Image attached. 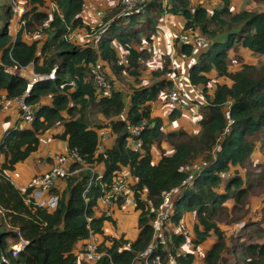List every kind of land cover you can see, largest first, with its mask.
Segmentation results:
<instances>
[{
    "label": "trees",
    "instance_id": "trees-1",
    "mask_svg": "<svg viewBox=\"0 0 264 264\" xmlns=\"http://www.w3.org/2000/svg\"><path fill=\"white\" fill-rule=\"evenodd\" d=\"M219 1L213 11L203 4L192 5L191 0H152L134 11L125 10L119 2L105 12L104 25L93 27L83 18L85 0H54L52 10L47 0H26L20 28L13 35L9 29L15 16L13 4L0 0V91L14 98L28 88L26 77L8 69L33 66L40 76L55 72L54 79L34 82L27 95L26 101L34 106L31 125L9 129L0 140L4 156L0 163V264H80L81 253L76 249L91 230L103 235L100 250L105 252L92 264H167L171 257L194 264V252L178 255L183 245L192 240L197 250L214 235L216 240L202 264H264V216L261 220L250 217L249 204L253 194H264V163L256 165L251 160L256 142L264 140V10L236 11L231 0ZM166 12L182 16L184 30L199 29L207 41L187 73L192 84L202 87L207 100L200 103L196 133L166 132L165 120L153 115L154 103L174 86L168 77L173 72L168 56L154 71L156 80L142 84L150 53L138 45L153 42L156 25ZM77 30L95 35L94 40L76 43L72 35ZM37 32L41 37L32 41L24 37ZM239 48L260 59L232 69L230 54ZM178 52L194 56L192 45L182 44ZM123 57L125 62L120 63ZM99 60L110 69L109 77H132L136 84L131 91L113 86L109 92L99 89L91 72ZM214 79L224 80L209 93ZM94 113L107 124H95ZM182 113L183 108L176 107L169 118L174 121ZM60 127L54 136L66 141L68 153L76 151L81 160L71 161L62 180L64 188L50 190L59 196L57 207L50 211L33 200L28 203L32 189L16 187L7 172L39 150L42 135ZM103 127L111 128L114 142L101 149ZM166 138L173 153H163L155 163L152 149ZM136 142H141L139 149L132 145ZM99 166L104 167L102 171ZM234 167L246 168L245 178ZM125 168L133 178L128 182L138 211L139 233L134 241L106 235L105 222L115 224V220L105 211L97 214L100 200L116 178L127 179ZM191 174L193 185H184ZM172 190L176 193L171 222L180 228L166 231L167 242L140 257L151 244L152 221L164 194ZM229 201H234L231 208L226 205ZM124 202L120 197L113 205ZM186 214L195 216L193 234L181 225ZM223 220L238 221L243 231L254 228L248 232L250 241L245 240V233L243 241L229 247ZM22 239L28 244L13 256L14 246Z\"/></svg>",
    "mask_w": 264,
    "mask_h": 264
},
{
    "label": "crops",
    "instance_id": "crops-1",
    "mask_svg": "<svg viewBox=\"0 0 264 264\" xmlns=\"http://www.w3.org/2000/svg\"><path fill=\"white\" fill-rule=\"evenodd\" d=\"M54 0H47V3L49 5V9L52 10L55 6ZM192 5H195V3H198L196 0H191ZM203 1H199V4L202 3ZM119 3V0H85V9L83 11V18L87 24L92 25L93 27H96L98 25H104L103 23V16L107 10L110 8H113ZM232 7L234 10L239 11L241 9H247L248 6H244L245 4H242V0H231ZM197 5V4H196ZM239 5V7L237 6ZM239 8V9H238ZM261 9V11H263ZM184 25H185V20L182 16L180 15H174V14H169V13H164L162 17L159 19V22L156 25L157 32L153 37V42L152 43H147L144 41L142 45H138L139 49L146 48L150 56L148 59L145 61L146 68L144 70V74L142 77V84L143 85H149L152 82L156 80L154 78L153 73L155 70L160 68L163 63L165 62L164 59L168 56L170 58L171 65L170 67L173 68L174 64H177L180 66L181 70L186 73L189 72L190 66L194 60V58H198L199 54L201 52H197L193 54L194 56L188 57L186 59H183L181 57V53L178 52L179 46L176 43V39L179 37V35L184 31ZM86 31L84 30H77L73 33L72 39L78 43V44H85L88 41H92L95 38V35H92L91 38H86ZM98 33V32H97ZM95 33V34H97ZM25 39L28 41H32L33 39H37L41 37V34L35 33L34 36L25 34ZM118 52L120 54L124 53L123 48L117 46ZM247 52H251L248 49H246ZM234 50L231 51L230 57H232V53ZM252 53V52H251ZM245 62H250V63H256L257 61H249L247 59L244 60ZM244 63V62H242ZM242 64L233 66L232 69H238L241 67ZM30 71V77L25 75L24 73L22 76L26 77L29 81L34 80L35 73L33 66L27 67ZM28 72V71H27ZM110 72V69H109ZM145 73H147V77H145ZM150 74H152L153 79H149L148 77H152ZM169 78L172 77V74L168 75ZM113 78H115L113 76ZM224 79H214V81L211 84L210 92L213 93L215 84L217 82H222ZM229 82V81H228ZM184 89L189 93V96L196 100L199 101L200 103H207L206 98L204 95H200L199 93L195 92V89L192 85H190L188 82H185L182 84ZM171 90V89H170ZM169 91H166L162 93L159 97V99L154 103L153 105V115L154 116H160L165 120V124L168 129L166 131L165 127L164 130L166 132L172 131V130H177V129H184L188 132L191 133H196L200 130L199 123L196 124L195 122H190L185 119H183L184 116V110L182 116L177 118L176 120L172 121L169 116L171 111L173 110L171 106L167 103V93ZM47 102L50 100L46 99ZM126 103H129V98L126 99ZM15 107V106H14ZM16 108V107H15ZM15 108H11L9 113L7 115L1 114L0 118L2 120H9L11 119V116H17V111ZM191 112V111H190ZM192 116V115H191ZM183 119L184 121H181L180 119ZM193 119L197 120L198 119L194 118ZM18 123V122H17ZM62 127L58 128L55 131H50L41 137V143L39 150L35 153H33L29 159H27L24 162H20L14 171H9L7 172L8 175L10 176L12 182L16 185L21 190H25L28 183L36 176L43 175L47 171H49L53 164L54 160L49 157V152H55V153H67L68 152V145L67 142L64 140H61L59 138H56L54 136V133L57 131H61ZM42 138L45 141V145L42 146ZM114 142V137H112L111 133L106 137L105 139L102 140V144L100 145V148L103 149V146L106 144H111ZM49 145V146H48ZM48 146V148H47ZM55 146V147H54ZM54 147V148H53ZM42 148V153L40 154V150ZM153 153V159L155 163H158L159 160L161 159L163 153L166 154H172L173 153V148L172 146L167 142L163 141L161 146H154L152 149ZM4 156L1 159V162L3 161ZM251 160L254 164H261L264 163V140H259L256 142L255 149L251 155ZM100 171L103 170V166L98 167ZM239 170L243 177L245 178L246 176V168L242 167H234L233 170ZM124 174H126L127 180L132 182L133 178L129 175V171L127 168L124 169ZM225 175V174H224ZM58 187L64 188L65 183L64 181H60L58 183ZM251 211H250V217H254V220H261L262 217L264 216V194L261 195H255L251 200ZM234 204V201H229L227 202L226 205H228L230 208ZM105 211L108 215L112 216V218L115 220V224L106 221L104 224V231L106 235H112L114 237H121L123 236L125 239L129 241H134L139 233V228H138V211L135 209V203L134 200L131 199L129 201H125L122 205L114 204L110 206H106L104 208L101 207V203H99V208L97 209V214L101 215V212ZM195 219V216L193 214H186L184 220L182 221V226H186V222L188 220ZM190 222V221H189ZM185 225V226H184ZM189 225V224H188ZM172 228H176L174 225ZM178 228V227H177ZM180 228V227H179ZM177 231V230H176ZM103 236V235H102ZM208 241V240H207ZM206 241V242H207ZM85 241H82L79 243L77 246L76 252L79 253L82 249V246ZM205 242V243H206ZM214 242V241H213ZM213 242L210 244L209 247H207L204 252H202L203 256H205L206 252L208 249L211 247ZM204 243V244H205ZM203 245V244H202ZM202 245L199 246V248L196 250V258H197V253L201 249ZM187 250L186 249V244L183 245L182 250ZM202 256V257H203ZM198 259V258H197ZM196 259V260H197ZM201 263V262H200Z\"/></svg>",
    "mask_w": 264,
    "mask_h": 264
},
{
    "label": "built area",
    "instance_id": "built-area-1",
    "mask_svg": "<svg viewBox=\"0 0 264 264\" xmlns=\"http://www.w3.org/2000/svg\"><path fill=\"white\" fill-rule=\"evenodd\" d=\"M152 0H119V2L124 6L125 10L134 11L137 8L144 9L145 6L151 2ZM15 4V3H14ZM15 15L21 18L23 13L25 12V8L19 5L14 7ZM45 25H48L46 22ZM40 34L39 32H37ZM86 38H91V34L86 33ZM206 38L203 33L199 30H184L179 37L176 39V43L178 45L187 44L193 46V54L197 52H202L206 47ZM181 57L186 59L191 57L186 53H181ZM125 62V57L121 58L120 63ZM173 72L171 79L173 80L174 86L167 93V103L171 106L172 109L176 107H182L183 109H190L191 115L199 119L198 109L200 107V102L192 99L189 96V93L182 86L183 83L188 82L195 89V92L202 94V87L198 85H194L188 79V75L184 73L180 66L177 64L173 65ZM11 71L12 69H8ZM108 68L105 67V63L99 60L95 65L92 66L91 72L93 74V78L95 83L98 85L99 89H105L106 92H109L113 86L111 79L109 77ZM44 78H55V72L53 71L48 76H40L36 75L34 80L28 84V88L26 92L14 98H9L8 94L4 91H0V115H7L13 106H16L19 110V120L16 125L20 127L21 123L24 122L29 126L34 120V106L29 104L26 99L29 91L32 88V83L36 80H41ZM110 127H103L99 131V136L101 140L105 139L111 133ZM134 133L139 135L140 131L138 129L134 130ZM135 149H139L141 146V142H136L132 144ZM3 155L0 153V163ZM49 157L54 160V164L52 168L44 173L43 175H39L34 177L27 185V188L32 189V193L29 195V198L26 201L29 203L33 200L37 205L41 207H45L50 211L54 210L58 205L59 196L50 193V190L54 187H58V183L62 181L69 173V166L73 158L77 160H81L80 155L73 151L72 154L67 153H55L49 152ZM199 168V166H197ZM194 182V174L189 175V177L184 181V185L192 186ZM176 190H172L164 194L163 202L160 207L157 209L156 216L152 221L153 228V237L151 244L147 248V250L140 254V257H146L150 253L154 251V249L158 246L159 243H166L167 236L166 231H170L171 229L175 231L173 224L171 222V218L173 215V199ZM120 197H124L125 201H129L133 199V192L129 186L128 180L119 175L111 190L100 200L101 207L104 208L106 206L113 205L114 200L119 199ZM103 242V236L100 233L94 232V230L90 231V237L85 240L81 253V263L80 264H92L100 260L105 252L100 250V245ZM28 244V241L21 240L18 244L14 246L13 256H17L18 252ZM186 251L183 249L180 250L178 255H183L187 252H196L194 250V243L192 240H188L186 243ZM3 259L5 261H9L4 255ZM195 258L194 264H201L198 259ZM167 264H182L175 257H171Z\"/></svg>",
    "mask_w": 264,
    "mask_h": 264
},
{
    "label": "rangeland",
    "instance_id": "rangeland-1",
    "mask_svg": "<svg viewBox=\"0 0 264 264\" xmlns=\"http://www.w3.org/2000/svg\"><path fill=\"white\" fill-rule=\"evenodd\" d=\"M7 1H10V3L13 4V8L16 7V5H19V6H22V7H24L26 5V3H25L26 0H7ZM196 1L198 3H195V5L196 4H199V1H203L200 4L205 5L211 11H213L214 8L219 7L220 4H221V2L219 0H211V1H209V0H196ZM242 4H245L244 6H248L247 9L253 10V11H258V10H261V9L264 8V3L256 2L255 0H242ZM237 7H239V5ZM20 19L21 18H19L18 16L15 15L14 18L12 19V21H11V25H10L9 29H10V33H12L13 35H15L16 32L18 31V29L20 28ZM232 55L233 56L231 57V61H230L232 66H237V65L242 64V62H245L244 61L245 59H247L249 61H258L260 59V56L259 55L253 54L251 52H247V50L245 48L235 49L233 51ZM23 73L25 75H27V76L30 77V71H29V69H27V68L26 69H22V74ZM143 74H144V71H143ZM147 75L148 74L145 73V77H147ZM150 75L152 76V74H150ZM113 76L112 75L110 76V79H112L111 81H112L113 87H115L116 89H122V90H124L127 93L129 91H131V89L133 88L132 85L133 84H136V82L134 81V79L132 77L128 76L127 74H123L120 77H115L114 76L115 78H113ZM148 78L149 79L150 78L153 79V76L152 77H148ZM29 82L31 83L32 80H30ZM15 107L13 106V108H15ZM15 109L17 111V116L16 115L15 116H11V119L6 120V121L5 120H2V118H0V140L3 138V136H4L5 132H7V130L12 129V128H15L16 125H17V122L19 120V110L17 109V107ZM91 118L93 119V122L95 124L96 123L107 124V121L106 120H103L102 117L100 116V114L94 113ZM183 119H185V120L188 119V121L195 122L196 124H198L197 120H195V119L192 118L190 109L184 110ZM183 119L181 118L180 120L181 121H184ZM26 125H27L26 123L22 122L21 125H20V127H25ZM165 129L167 131L168 128L165 127ZM163 141H167L168 142L167 138L164 139ZM43 145H45V141L42 138V146ZM48 146H47V148H48ZM42 151L43 150L41 148V150H40L39 153L41 154ZM254 196L255 195L253 194L250 197V200ZM250 200H249V204H250V208H251V201ZM237 216L238 215H236L235 217H237ZM194 222H195V219H193V220L189 219L188 222H186V226L184 225L185 226L184 227L185 228V231H187L186 233L193 234V224H194ZM221 227L223 228V230L225 231V233L227 235V243H228V246L229 247H233L237 243H240L241 241H243L241 239V237L243 235H245V233H247L246 234V237L247 238H245V240L250 241L249 240L250 239V236H249V233L248 232L249 231H253V229H254L253 228V229H249V230L243 231V229L241 228L240 223H238V221H234L233 222V221H230V220H223V221H221ZM178 229L175 228V231L178 230ZM215 240H216V236L215 235L209 237L208 241L205 244L202 245L201 249L197 253L198 261L201 262V264H202V261L204 259V256H203L202 252H204V250H206L207 247H209L210 244L213 241H215ZM7 255H8V257L11 258V255L10 254H7Z\"/></svg>",
    "mask_w": 264,
    "mask_h": 264
},
{
    "label": "water",
    "instance_id": "water-1",
    "mask_svg": "<svg viewBox=\"0 0 264 264\" xmlns=\"http://www.w3.org/2000/svg\"><path fill=\"white\" fill-rule=\"evenodd\" d=\"M11 73L13 74H19V75H22V70L21 69H18V68H13L11 71ZM45 79V78H44ZM37 81V80H36ZM35 81V82H36ZM34 83H32V86H33ZM0 245H1V238H0Z\"/></svg>",
    "mask_w": 264,
    "mask_h": 264
}]
</instances>
